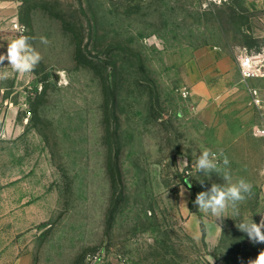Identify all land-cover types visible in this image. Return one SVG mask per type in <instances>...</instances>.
Here are the masks:
<instances>
[{
  "label": "rangeland",
  "instance_id": "374dc122",
  "mask_svg": "<svg viewBox=\"0 0 264 264\" xmlns=\"http://www.w3.org/2000/svg\"><path fill=\"white\" fill-rule=\"evenodd\" d=\"M243 8L238 0L0 6V53L18 23L43 57L31 74L0 68L8 77L0 80V264L257 259L264 243L236 225L264 215V153L253 141L262 113L251 93L263 79L227 87L203 78L193 91L197 53L218 44L236 57L240 46L258 45ZM206 149L227 155L233 181L252 184L219 220L194 204L198 192L224 183L222 163L210 178L196 171Z\"/></svg>",
  "mask_w": 264,
  "mask_h": 264
},
{
  "label": "clouds",
  "instance_id": "9594fccd",
  "mask_svg": "<svg viewBox=\"0 0 264 264\" xmlns=\"http://www.w3.org/2000/svg\"><path fill=\"white\" fill-rule=\"evenodd\" d=\"M25 31L26 29H20L17 37L7 43L6 52L0 53V68L5 67V62H7V66H11L17 73L31 74L41 62L43 57L31 43L34 38L25 35ZM40 43L47 45L50 42L46 37L41 36ZM0 47H3V45H0ZM7 78L6 72H0V80ZM221 163L225 168V172L221 176L224 183L217 184L213 182L209 188L198 192L194 200V204L200 211L210 213L218 220L221 219L223 212L228 207L236 208L239 203L252 195V184L245 178L241 177L233 181L232 176L227 171L230 160L222 151L218 154L210 149L202 151L196 160L195 169L210 178L211 173L217 170ZM181 164L185 167L188 166L186 160H182ZM201 185L203 187V181H201ZM189 187H191L190 184ZM181 195H183V192ZM236 226L240 231L246 233L254 243H264V215H261L259 223L253 220L251 222L242 221ZM250 264H264V251Z\"/></svg>",
  "mask_w": 264,
  "mask_h": 264
},
{
  "label": "crops",
  "instance_id": "0c3cea01",
  "mask_svg": "<svg viewBox=\"0 0 264 264\" xmlns=\"http://www.w3.org/2000/svg\"><path fill=\"white\" fill-rule=\"evenodd\" d=\"M19 0H0V6L9 7L16 4ZM249 15L245 19L247 25V32L253 40H258V45L248 47H262L264 46V0H238ZM195 64H197L195 81L193 82L194 93L198 88L205 83L213 86L217 79H225V86H232L235 81L240 80L241 74L234 52L221 48L218 44H210L195 55ZM242 79V78H241ZM260 87H252L259 89L260 94L264 98V78ZM211 81V84H210ZM244 81V80H243ZM212 88V94H214ZM206 93H210V89L206 88ZM261 122V121H260ZM254 144L259 150L260 155H263V140L259 137H253ZM263 166V165H262Z\"/></svg>",
  "mask_w": 264,
  "mask_h": 264
},
{
  "label": "built area",
  "instance_id": "2783aa9c",
  "mask_svg": "<svg viewBox=\"0 0 264 264\" xmlns=\"http://www.w3.org/2000/svg\"><path fill=\"white\" fill-rule=\"evenodd\" d=\"M214 3H223L227 0H208ZM15 28L19 31L24 29L22 25L15 24ZM236 60L239 66L241 78L244 81L254 78H264V46L262 47H248L240 46L237 51ZM253 95V103L261 110L262 120L253 128V135L263 140V153H264V98L257 88H251ZM180 94L184 99H189L191 90L187 86L180 88ZM263 173H264V160H263ZM128 264V263H127Z\"/></svg>",
  "mask_w": 264,
  "mask_h": 264
},
{
  "label": "trees",
  "instance_id": "16d2710c",
  "mask_svg": "<svg viewBox=\"0 0 264 264\" xmlns=\"http://www.w3.org/2000/svg\"><path fill=\"white\" fill-rule=\"evenodd\" d=\"M109 176L111 177V182L114 181V173L111 170H109Z\"/></svg>",
  "mask_w": 264,
  "mask_h": 264
}]
</instances>
